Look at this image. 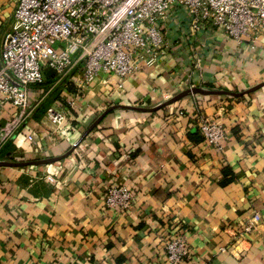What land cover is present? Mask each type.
<instances>
[{
    "label": "crops",
    "instance_id": "0c3cea01",
    "mask_svg": "<svg viewBox=\"0 0 264 264\" xmlns=\"http://www.w3.org/2000/svg\"><path fill=\"white\" fill-rule=\"evenodd\" d=\"M16 2L0 0V62ZM180 14L169 23L166 57L143 63L121 86L115 77L78 91L75 70L45 69L30 88L27 120L0 160L64 155L114 108L62 159L0 166V264H170L163 241L177 236L191 251L181 264H264V86L134 108L193 87L243 92L264 82L260 42L209 26L186 33ZM50 107L66 115L55 131L45 120ZM14 114L12 105L0 109V135ZM202 119L225 125L220 146L203 139ZM32 132L42 148L28 140ZM119 184L133 189L129 211L105 204L107 188Z\"/></svg>",
    "mask_w": 264,
    "mask_h": 264
},
{
    "label": "built area",
    "instance_id": "2783aa9c",
    "mask_svg": "<svg viewBox=\"0 0 264 264\" xmlns=\"http://www.w3.org/2000/svg\"><path fill=\"white\" fill-rule=\"evenodd\" d=\"M180 13L186 33L197 34L209 26L238 42H260L264 47V0H17L0 62V109L12 105L15 114L0 136V151L25 124L30 88L44 80L46 68L59 74L75 70L72 82L78 91L100 79L113 84L115 77L121 86L143 63L155 65L166 57L169 23ZM71 106L76 107L75 101ZM65 119L63 112L50 107L45 120L55 131ZM199 131L213 146L227 136L225 125L215 119H202ZM27 138L42 148L36 132ZM47 180L54 181L53 175ZM134 203L131 187L107 188V207L129 211ZM253 219L260 215L255 213ZM163 247L170 264H181L191 252L183 236L165 239Z\"/></svg>",
    "mask_w": 264,
    "mask_h": 264
},
{
    "label": "water",
    "instance_id": "95a60500",
    "mask_svg": "<svg viewBox=\"0 0 264 264\" xmlns=\"http://www.w3.org/2000/svg\"><path fill=\"white\" fill-rule=\"evenodd\" d=\"M264 86V82L259 83L258 85L251 87L249 89H247L246 91L243 92H232L229 90H210V89H203L201 87H193L190 89H186L184 91H181L180 93H178L177 95H175L174 97H172L171 99H169L168 101L162 103L161 105L155 107V108H141V107H134L140 110H146V111H152L158 107H161L163 105H167L170 103H173L185 96L191 95V94H202V95H208V94H226V95H231V96H241L246 92H250L253 90H256L260 87ZM114 108V106L106 109L87 129L86 131L83 133L82 137L80 138V140H78L73 146L72 148L65 153L64 155L61 156H49V157H45L42 159H36V160H31V161H25V160H21V161H13V160H0V166H25L28 164H50L53 163L55 161H58L60 159H62L65 155H67L69 152H71L72 150H74L78 144L83 140V138L92 130L94 129L99 122L101 121V119L104 117V115H106L110 110H112Z\"/></svg>",
    "mask_w": 264,
    "mask_h": 264
},
{
    "label": "rangeland",
    "instance_id": "374dc122",
    "mask_svg": "<svg viewBox=\"0 0 264 264\" xmlns=\"http://www.w3.org/2000/svg\"><path fill=\"white\" fill-rule=\"evenodd\" d=\"M17 133H18V131H17ZM1 136V135H0ZM10 143V140H8L7 142H5V143H3V148H2V150L4 149V148H6V146L8 145ZM1 150V151H2ZM0 158H1V156H0ZM15 161H16V159H14ZM18 161H21V160H18Z\"/></svg>",
    "mask_w": 264,
    "mask_h": 264
},
{
    "label": "trees",
    "instance_id": "16d2710c",
    "mask_svg": "<svg viewBox=\"0 0 264 264\" xmlns=\"http://www.w3.org/2000/svg\"><path fill=\"white\" fill-rule=\"evenodd\" d=\"M46 69H47V71H51V72L54 71V70L51 69V68H46ZM228 181H229V180H227V179H225V180L223 179V183H227Z\"/></svg>",
    "mask_w": 264,
    "mask_h": 264
}]
</instances>
